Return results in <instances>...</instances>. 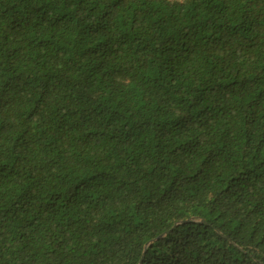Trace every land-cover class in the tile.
I'll return each instance as SVG.
<instances>
[{
	"label": "trees",
	"instance_id": "16d2710c",
	"mask_svg": "<svg viewBox=\"0 0 264 264\" xmlns=\"http://www.w3.org/2000/svg\"><path fill=\"white\" fill-rule=\"evenodd\" d=\"M264 264V0H0V264Z\"/></svg>",
	"mask_w": 264,
	"mask_h": 264
},
{
	"label": "water",
	"instance_id": "95a60500",
	"mask_svg": "<svg viewBox=\"0 0 264 264\" xmlns=\"http://www.w3.org/2000/svg\"><path fill=\"white\" fill-rule=\"evenodd\" d=\"M181 223H183V222H176V223H174V224L172 225V227H171L169 230H166V231H164L163 233H161L160 235L156 236L155 238H152V239H150L149 241H147V242L145 243L144 247H143V253H142V256H141V258H140L138 264H142V262H143V258H144L145 254H146V251H147L148 247H149L152 243H154V242H156V241H158V240L164 238L166 235H168V234L170 233V231H172L176 226L180 225Z\"/></svg>",
	"mask_w": 264,
	"mask_h": 264
}]
</instances>
